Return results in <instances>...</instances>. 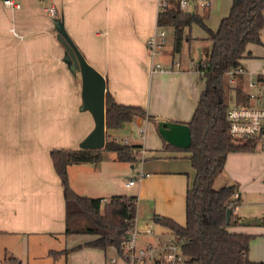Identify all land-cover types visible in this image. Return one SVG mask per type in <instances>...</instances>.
Instances as JSON below:
<instances>
[{"label": "crops", "instance_id": "1", "mask_svg": "<svg viewBox=\"0 0 264 264\" xmlns=\"http://www.w3.org/2000/svg\"><path fill=\"white\" fill-rule=\"evenodd\" d=\"M16 1L20 7L0 0V264H14L6 260V253L18 257L19 264H124L121 260L111 262L113 257L107 261L108 250L86 246L94 235L64 233L63 187L50 151L80 148L94 128V119L89 110L81 109L82 84L56 38V17L63 19L88 62L104 74L107 90L119 103L131 104L122 101L123 90L134 93L146 78L148 96L145 92L144 99L137 102L159 120L187 122L204 83L194 69V60L191 67L180 62L171 70L152 71L146 39L159 27L158 0ZM220 1L219 24L231 8L230 1L222 7ZM50 8L58 15H50ZM211 10L210 6L206 23L217 30L219 24L209 25ZM203 30L206 35L196 33L194 39L209 41V34ZM249 49L252 57L243 61L245 82L258 78L264 69V30L262 43L250 44ZM85 111L92 120L85 118L87 124L81 127L79 112ZM128 123H147L150 139H120V128ZM123 126L108 132L124 143L141 145L137 159L121 161L115 151L105 150L97 163L68 166L71 186L103 200L113 195H137L139 229L151 225L155 214L184 223L186 193L195 176L189 153L164 149L163 138L152 121L138 117ZM129 174L133 178L118 181ZM223 176L224 182L238 184L242 202L243 183L264 178V150L231 152ZM130 180L134 184L128 185ZM240 205L235 213L239 219ZM251 216L252 220H263L264 210ZM78 245L82 246L74 248Z\"/></svg>", "mask_w": 264, "mask_h": 264}, {"label": "trees", "instance_id": "2", "mask_svg": "<svg viewBox=\"0 0 264 264\" xmlns=\"http://www.w3.org/2000/svg\"><path fill=\"white\" fill-rule=\"evenodd\" d=\"M209 9H183L179 0H170L158 15L159 27L173 28L174 53L181 52L184 42L194 39L191 31L194 24L207 31L212 48L207 51L205 60L194 65L204 87L191 119L183 122L191 128L192 144L188 148H179L162 137L164 149L189 153L195 171L186 193L185 223L159 214L153 216V221L185 238L184 252L194 264H251L249 251L255 233L229 229L232 225H249L243 224L233 212L230 223L226 218L230 204L238 206L241 203L239 186L226 181L216 188L214 182L223 174L231 152L255 150V142L251 139L234 138L230 133L228 107L248 104L250 99L244 77L239 75L232 85L228 72L243 66L244 59L252 57L250 44L262 43L264 0H232L229 14L221 19L217 30H212L206 23ZM258 78L264 80V76ZM138 117L152 121L158 130L160 120L144 106L119 103L109 90L106 92L107 131ZM141 147L124 143L107 132L105 146L101 149L54 148L50 151L63 187L65 234H91L95 238L86 242V246L105 251L114 248L117 253H122L125 240L136 226L138 196L113 195L103 200L80 193L71 186L68 166L97 163L105 150L115 151L121 161L134 162ZM51 253L55 254L54 251ZM6 260L20 263L18 257L9 253H6Z\"/></svg>", "mask_w": 264, "mask_h": 264}, {"label": "built area", "instance_id": "3", "mask_svg": "<svg viewBox=\"0 0 264 264\" xmlns=\"http://www.w3.org/2000/svg\"><path fill=\"white\" fill-rule=\"evenodd\" d=\"M7 6L17 8L20 3L16 0H2ZM170 0H158L159 12L163 11ZM183 9H208L212 0H179ZM55 10L51 9L54 14ZM167 39L165 28L158 27L146 39V46L151 62L152 71H166L179 67V61H173L167 67L159 61L158 57L162 54ZM247 70L243 66L232 68L229 72V82L234 85L239 75L246 74ZM264 75V69L261 71ZM250 102L248 104H232L227 110L230 133L234 138L251 139L255 142V149L264 150V80L259 78L251 79L246 82ZM128 185L134 184L130 180ZM236 195H238L236 193ZM235 204H230L232 212H237ZM262 226L264 228V219ZM143 234L147 237L143 238ZM264 235V233H263ZM185 238L169 230L158 231L155 222H152L145 229L137 226L129 233L122 253H118V258L124 264H194L184 252ZM118 258L113 257L112 262ZM251 264H264L252 262Z\"/></svg>", "mask_w": 264, "mask_h": 264}, {"label": "rangeland", "instance_id": "4", "mask_svg": "<svg viewBox=\"0 0 264 264\" xmlns=\"http://www.w3.org/2000/svg\"><path fill=\"white\" fill-rule=\"evenodd\" d=\"M229 1H230V5H231V0H221L220 1V7L226 6L227 3H229ZM218 5H219V3H217V0L212 1V4H211V8H212L211 20H210V24H209V25H211V27H217V25L219 24L220 8L218 9ZM51 9L55 10L54 14L51 13ZM48 12L50 15H53V16L58 15L55 8H50ZM56 19H58V17H56ZM191 31H192V35L196 34V33L200 37L206 35L205 31L196 24H194L192 26ZM166 32H167V39H166V42H165V45L163 48V54L164 55H161L158 57L159 61L162 62V64H164L166 67L169 64H171L173 61L181 62L183 67L184 66L191 67L193 64L191 62V60H194L195 63H197L198 61L205 60L207 57V54H208L207 51L210 52V50L212 48L211 40L208 41L207 39H197L196 38V39H193L191 41L184 42L181 52L174 53L173 52V38H174L173 28H167ZM57 34L58 33H56V38L58 39ZM63 48L65 49L64 46H63ZM64 56L66 59V49L64 52ZM66 61L70 65V63L67 59H66ZM190 71H192V70H190ZM73 72H76V74L79 78V83L81 85L82 80H81L80 71L76 69V70H73ZM198 81H199V85H200L201 81L199 79H198ZM128 85H132V82H128ZM148 89H149L148 82H147V79L145 78L144 80L139 82L138 90H136L134 93H131V92L128 93L126 88H125L123 90L124 91V97H123L122 101H132L131 105H139L140 102H137V101L144 99L145 92H147L146 96H148ZM127 94H130V96L133 100H128ZM122 103H125V102H122ZM137 103H139V104H137ZM125 104H128V103H125ZM74 115L76 116L77 113ZM85 118H90V120H92L90 114L87 111L79 112V121H78V118H76V117L74 119H77L78 123L80 122V124H81L80 126L82 127V125L84 126L87 124ZM147 126H148L147 123H144L141 126H135V125H133V123H128L127 125L120 128L119 138L124 140V139H129L130 137H137L138 140H141L142 137H147L148 139H150L149 134L147 135L148 130L146 131ZM133 176L134 175L129 174L125 178H123V180H120V178H118V181L125 182V181H128L129 179L133 178ZM224 181H225V179H224V176L222 174L215 179L214 186L216 188H219L222 186V183ZM127 191H131V190H127ZM241 195H242V202H241L240 209H239V215L241 216L240 218H241L242 223L244 224L245 222H247V223H249V225H232L229 227V229L234 230V231H249V232L255 233V237L251 241V244H250L249 258H250L251 262L260 263V262L264 261V235H263L264 230L262 227L263 220H252L253 216H251V214L254 212H257V211H263L264 210V178L261 181L260 180L255 181V182L250 181L249 184H247V185L245 183H243V191H242ZM184 223H182V224H184ZM155 227H156V229H158L156 225H155ZM144 237H147V235L143 234V238ZM112 257L118 258V253H117L116 249L109 248L107 261H109V259ZM117 261H120V259L118 258ZM113 263H115V262H113Z\"/></svg>", "mask_w": 264, "mask_h": 264}, {"label": "water", "instance_id": "5", "mask_svg": "<svg viewBox=\"0 0 264 264\" xmlns=\"http://www.w3.org/2000/svg\"><path fill=\"white\" fill-rule=\"evenodd\" d=\"M58 40L66 49V59L72 70H79L82 80L81 109L89 110L94 119V128L82 140V149H101L106 143V91L107 80L104 74L88 62L79 47L65 28L63 19L55 20ZM160 135L170 144L179 148H188L192 144L191 128L187 123L160 120ZM232 209L227 210V223H230Z\"/></svg>", "mask_w": 264, "mask_h": 264}]
</instances>
